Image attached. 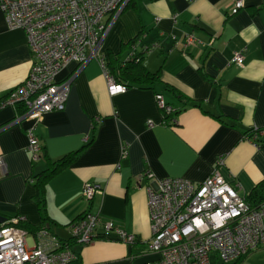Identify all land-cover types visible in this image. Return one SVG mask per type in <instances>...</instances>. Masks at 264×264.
Here are the masks:
<instances>
[{
	"label": "crops",
	"instance_id": "0c3cea01",
	"mask_svg": "<svg viewBox=\"0 0 264 264\" xmlns=\"http://www.w3.org/2000/svg\"><path fill=\"white\" fill-rule=\"evenodd\" d=\"M235 1L131 0L116 17H105L111 23L102 43L106 62L112 55L122 61L142 55L146 68L160 71L152 87L111 93L105 69L94 58L76 74L75 62L61 71L60 79L75 74L64 110L34 123L17 120L18 106H0V214L41 224L34 177L81 149L93 133L74 163L47 184L53 230L70 239V223L90 209L135 234L136 242L104 233L89 244L74 243L82 264H147L160 258L148 246V179L137 182L142 173L199 183L223 158L222 175L249 195L264 179V0H244L245 7L233 13ZM190 36L202 43L190 42ZM28 42L26 31L10 28L0 9V102L30 73ZM241 49L243 68L232 62ZM157 94L174 110L168 120ZM254 127L260 129L259 146L245 134ZM31 128L42 144L38 160L28 150ZM86 182L103 190L91 203L82 198ZM257 250L240 264H264V257L253 254Z\"/></svg>",
	"mask_w": 264,
	"mask_h": 264
},
{
	"label": "built area",
	"instance_id": "2783aa9c",
	"mask_svg": "<svg viewBox=\"0 0 264 264\" xmlns=\"http://www.w3.org/2000/svg\"><path fill=\"white\" fill-rule=\"evenodd\" d=\"M130 1L1 0L0 9L8 26L24 29L28 35L33 65L28 77L1 100L0 106L24 105L27 110L17 120L27 118L34 123L47 112L64 110L74 75L94 58L105 69L110 92L126 91L128 87L109 73L102 43L111 25L105 17H116ZM244 7V0H236L232 12ZM189 40L202 43L193 36ZM244 50L236 51L232 58L241 68L245 66ZM72 62L77 64L75 74L60 79L61 71ZM157 100L164 113L173 110L162 94H157ZM259 134V127H254L246 137L259 146ZM28 137V150L32 159L38 160L40 138L32 128ZM223 164V158L218 159L210 175L199 183L183 177L156 179L150 172L137 177L138 183L148 179L152 233L148 246L160 254L158 260L147 264H210L211 255L224 264H233L264 248V201L252 206L222 175ZM102 191L100 185L86 182L82 198L91 203ZM20 220L24 219L16 215L0 223V264H70L77 256L71 243L86 245L104 233H115L129 244L136 242L135 234L113 221H104L90 209L69 225L72 242L45 229L31 233L29 238L30 232L18 225Z\"/></svg>",
	"mask_w": 264,
	"mask_h": 264
},
{
	"label": "trees",
	"instance_id": "16d2710c",
	"mask_svg": "<svg viewBox=\"0 0 264 264\" xmlns=\"http://www.w3.org/2000/svg\"><path fill=\"white\" fill-rule=\"evenodd\" d=\"M106 67L109 73L112 76H114L116 82L124 84L127 87H131L134 85H139L140 87H144V88L152 87L156 82L160 80V71L152 72L148 68H146V66L142 63V55L140 54H134L133 56H131L129 60L126 61L124 60L122 61L119 57L112 55L110 61L106 63ZM17 110H18V115H22L26 112L27 109L24 105H19L17 107ZM164 114H165L164 117L168 120L171 116L174 115V110H172L170 113L165 112ZM96 128H97V123L94 124L93 127L94 131H96ZM250 133L251 131L249 130L245 134L249 135ZM94 137H95V133L92 134L91 140H89L81 149L68 153L67 155L61 157L56 161L50 162L48 169H46L45 171L39 173L36 177H34L33 182L35 183L37 189V194L35 196V199L38 204L40 215L42 217V223L39 225H33L31 223H28L26 220H20L18 224L20 227L34 234H36L41 229L49 230L50 232L55 233L53 227L54 224L57 225V223H55L54 219L50 217L47 209V192H46L47 184L56 174H58L63 169L74 163L78 155L86 149V147L90 144V142L94 139ZM245 199L252 206H259L264 201V179L254 187V189L249 195L245 196ZM84 213L80 215L78 218L82 217ZM6 217H11V216H6ZM61 239L66 240L63 238ZM70 242L72 241L70 240ZM71 244L73 245L74 243ZM76 255H77L76 258L70 264H82L79 258V253L77 251H76ZM245 256L246 255L242 256L234 264H240V261Z\"/></svg>",
	"mask_w": 264,
	"mask_h": 264
},
{
	"label": "rangeland",
	"instance_id": "374dc122",
	"mask_svg": "<svg viewBox=\"0 0 264 264\" xmlns=\"http://www.w3.org/2000/svg\"><path fill=\"white\" fill-rule=\"evenodd\" d=\"M29 238H31L33 235L31 233H29ZM253 254H257L258 257H264V248H262L261 250H257L255 252H253ZM215 255H212V261H214ZM213 264H216V262L214 261ZM217 264H223L220 260L217 261Z\"/></svg>",
	"mask_w": 264,
	"mask_h": 264
},
{
	"label": "water",
	"instance_id": "95a60500",
	"mask_svg": "<svg viewBox=\"0 0 264 264\" xmlns=\"http://www.w3.org/2000/svg\"><path fill=\"white\" fill-rule=\"evenodd\" d=\"M7 217L5 215L0 214V223L6 221Z\"/></svg>",
	"mask_w": 264,
	"mask_h": 264
}]
</instances>
